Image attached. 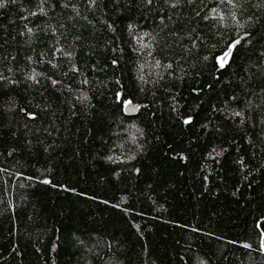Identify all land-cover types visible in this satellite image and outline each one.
Masks as SVG:
<instances>
[{
	"label": "trees",
	"instance_id": "trees-1",
	"mask_svg": "<svg viewBox=\"0 0 264 264\" xmlns=\"http://www.w3.org/2000/svg\"><path fill=\"white\" fill-rule=\"evenodd\" d=\"M0 264H264V0H0Z\"/></svg>",
	"mask_w": 264,
	"mask_h": 264
},
{
	"label": "snow or ice",
	"instance_id": "snow-or-ice-1",
	"mask_svg": "<svg viewBox=\"0 0 264 264\" xmlns=\"http://www.w3.org/2000/svg\"><path fill=\"white\" fill-rule=\"evenodd\" d=\"M229 3L232 2V0H228ZM239 39L234 41L231 45H229L228 49L218 58L220 67H223L225 63H227V60L231 56L232 49L235 48L237 44H239ZM237 115H240V113H236ZM45 183H48V181H44ZM249 245H245V247H248Z\"/></svg>",
	"mask_w": 264,
	"mask_h": 264
},
{
	"label": "water",
	"instance_id": "water-1",
	"mask_svg": "<svg viewBox=\"0 0 264 264\" xmlns=\"http://www.w3.org/2000/svg\"><path fill=\"white\" fill-rule=\"evenodd\" d=\"M139 108L140 105L129 102L125 105V113L127 115H134L138 112Z\"/></svg>",
	"mask_w": 264,
	"mask_h": 264
}]
</instances>
